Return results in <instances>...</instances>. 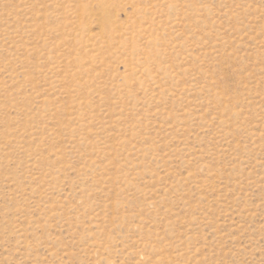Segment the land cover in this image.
I'll return each instance as SVG.
<instances>
[{"label":"rangeland","instance_id":"1","mask_svg":"<svg viewBox=\"0 0 264 264\" xmlns=\"http://www.w3.org/2000/svg\"><path fill=\"white\" fill-rule=\"evenodd\" d=\"M0 264H264V0H0Z\"/></svg>","mask_w":264,"mask_h":264}]
</instances>
